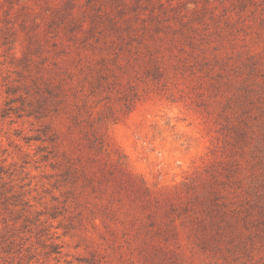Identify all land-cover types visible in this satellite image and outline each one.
<instances>
[{"label": "rangeland", "instance_id": "1", "mask_svg": "<svg viewBox=\"0 0 264 264\" xmlns=\"http://www.w3.org/2000/svg\"><path fill=\"white\" fill-rule=\"evenodd\" d=\"M223 108L260 173L264 0H0V264H264L203 189Z\"/></svg>", "mask_w": 264, "mask_h": 264}, {"label": "trees", "instance_id": "2", "mask_svg": "<svg viewBox=\"0 0 264 264\" xmlns=\"http://www.w3.org/2000/svg\"><path fill=\"white\" fill-rule=\"evenodd\" d=\"M11 93V91L6 92ZM62 99L66 95L61 90ZM47 95H52V90H47ZM45 97V96H43ZM249 95H247V98ZM47 98V97H46ZM36 108V107H34ZM225 108V107H224ZM220 111V119L223 121L221 125V136L224 139L222 146H215L212 151L213 158L206 169V174L209 178L204 181L203 189L206 194L211 196L215 201L222 199L221 205L226 207L228 205H236L242 208L247 217H255L260 222L264 221V158L261 164L262 171L256 173L253 166L248 165L246 161L243 163L244 157H234L233 151L227 149L232 148L240 149V152H244V148L249 144V140L253 139L251 134H254L253 128L248 126V115L246 109L242 108L239 113L227 112L225 109ZM40 111L43 108L38 107ZM88 121L93 125L92 113L88 114ZM102 120L98 118V122ZM264 126V122H263ZM92 139L88 140V143L92 148L98 152H106L105 135L101 131L99 126H91ZM55 133L52 132V137L55 139ZM261 136L264 138V133ZM260 137V139H261ZM52 139L51 141H55ZM226 147L229 151L231 159H221L217 157L216 153ZM241 158L242 160H238ZM221 159V160H220ZM236 199V200H234ZM234 200V201H233ZM258 221V223H260Z\"/></svg>", "mask_w": 264, "mask_h": 264}]
</instances>
